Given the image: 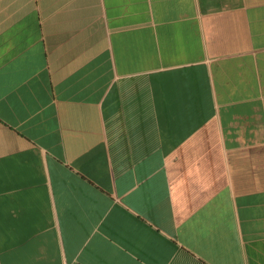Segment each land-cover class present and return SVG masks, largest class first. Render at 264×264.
I'll use <instances>...</instances> for the list:
<instances>
[{"label":"crops","instance_id":"0c3cea01","mask_svg":"<svg viewBox=\"0 0 264 264\" xmlns=\"http://www.w3.org/2000/svg\"><path fill=\"white\" fill-rule=\"evenodd\" d=\"M0 264H264V0H0Z\"/></svg>","mask_w":264,"mask_h":264}]
</instances>
